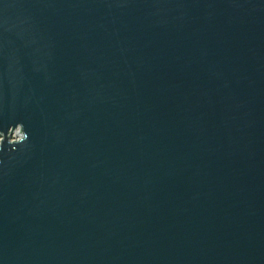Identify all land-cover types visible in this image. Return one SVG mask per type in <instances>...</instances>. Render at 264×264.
Returning <instances> with one entry per match:
<instances>
[{"label": "water", "instance_id": "95a60500", "mask_svg": "<svg viewBox=\"0 0 264 264\" xmlns=\"http://www.w3.org/2000/svg\"><path fill=\"white\" fill-rule=\"evenodd\" d=\"M0 264H264V0H0Z\"/></svg>", "mask_w": 264, "mask_h": 264}, {"label": "rangeland", "instance_id": "374dc122", "mask_svg": "<svg viewBox=\"0 0 264 264\" xmlns=\"http://www.w3.org/2000/svg\"><path fill=\"white\" fill-rule=\"evenodd\" d=\"M11 140H13V139L10 138V141H11Z\"/></svg>", "mask_w": 264, "mask_h": 264}, {"label": "bare ground", "instance_id": "6f19581e", "mask_svg": "<svg viewBox=\"0 0 264 264\" xmlns=\"http://www.w3.org/2000/svg\"><path fill=\"white\" fill-rule=\"evenodd\" d=\"M12 141V140H11Z\"/></svg>", "mask_w": 264, "mask_h": 264}]
</instances>
